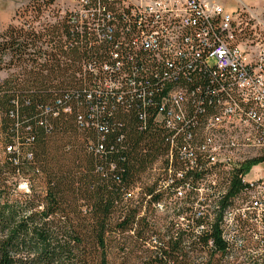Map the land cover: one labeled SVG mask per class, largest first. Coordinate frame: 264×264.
I'll return each instance as SVG.
<instances>
[{
  "label": "trees",
  "instance_id": "1",
  "mask_svg": "<svg viewBox=\"0 0 264 264\" xmlns=\"http://www.w3.org/2000/svg\"><path fill=\"white\" fill-rule=\"evenodd\" d=\"M54 4L33 0L25 10L33 21L47 14L54 23L10 24L0 32V72L20 69L0 82L6 154L0 161V264H108L105 250L113 244L142 264H264V253L254 257L250 250L258 247L248 239L242 248H229L219 220L198 239L173 222L156 223L154 204L164 193L155 169L168 167L158 163L166 162L169 145L152 118L142 119L155 111L141 97L126 99L101 115L105 128L87 126L83 91L119 75L84 72L85 63L109 60V46L89 47L59 19ZM58 100L71 113H43L41 107ZM210 100L204 97L205 106ZM27 126L31 160L22 146L7 152ZM15 177L44 191H21L8 181ZM136 188L138 199H126Z\"/></svg>",
  "mask_w": 264,
  "mask_h": 264
},
{
  "label": "built area",
  "instance_id": "2",
  "mask_svg": "<svg viewBox=\"0 0 264 264\" xmlns=\"http://www.w3.org/2000/svg\"><path fill=\"white\" fill-rule=\"evenodd\" d=\"M57 9L89 47L109 46V60L85 63L84 72L119 75L83 91L87 126L105 128L101 115L126 99L155 111L142 119L152 118L169 145L158 163L168 167L155 169L164 193L155 214L196 239L219 220L229 248L248 239L258 247L252 255L264 253V15L216 0H68ZM59 109L72 111L62 100L41 107ZM30 132H18L7 152L22 146L31 160Z\"/></svg>",
  "mask_w": 264,
  "mask_h": 264
},
{
  "label": "rangeland",
  "instance_id": "3",
  "mask_svg": "<svg viewBox=\"0 0 264 264\" xmlns=\"http://www.w3.org/2000/svg\"><path fill=\"white\" fill-rule=\"evenodd\" d=\"M33 0H0V13L1 12H7L11 11L14 12L13 21L11 22L12 25H15V27L20 28L24 22L33 23L35 26L41 23H54L55 18L53 17H47V14L39 20V21H33L35 15L31 13V11L25 13L26 7L32 3ZM38 1H51V0H38ZM55 4L54 6L56 8L67 6L68 0H54ZM46 20H45V19ZM2 29H5V27L2 25V22L0 21V32ZM20 72V69H14L11 72L2 71L0 72V82L7 79L10 75V73L18 74ZM4 132L0 129V161H3L5 154V145H4ZM9 179V178H8ZM11 182H15L18 184V189L21 191H29L32 188H34L37 191H44V188L41 184H38L37 182L31 181L29 178L24 177H15L11 180H8ZM164 219V216L155 214V221L157 224H162ZM106 259L108 261V264H142L141 260L138 259V257L131 256V257H124L120 251H118V246L116 244H113V247H107L105 250ZM255 257V255H253Z\"/></svg>",
  "mask_w": 264,
  "mask_h": 264
},
{
  "label": "crops",
  "instance_id": "4",
  "mask_svg": "<svg viewBox=\"0 0 264 264\" xmlns=\"http://www.w3.org/2000/svg\"><path fill=\"white\" fill-rule=\"evenodd\" d=\"M219 4L229 8L230 10H236L240 8H250L255 10L258 14L264 15V0H216ZM14 12H1L0 21L4 27L11 24L13 21Z\"/></svg>",
  "mask_w": 264,
  "mask_h": 264
}]
</instances>
